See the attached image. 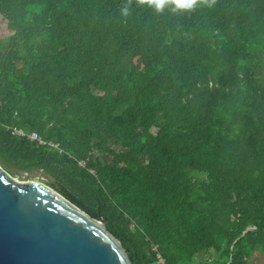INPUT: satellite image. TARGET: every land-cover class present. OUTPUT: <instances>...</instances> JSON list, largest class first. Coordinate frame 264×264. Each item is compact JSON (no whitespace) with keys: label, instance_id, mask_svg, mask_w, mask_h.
I'll return each instance as SVG.
<instances>
[{"label":"trees","instance_id":"trees-1","mask_svg":"<svg viewBox=\"0 0 264 264\" xmlns=\"http://www.w3.org/2000/svg\"><path fill=\"white\" fill-rule=\"evenodd\" d=\"M125 4L0 0V164L51 176L132 264L264 259V0Z\"/></svg>","mask_w":264,"mask_h":264},{"label":"water","instance_id":"water-1","mask_svg":"<svg viewBox=\"0 0 264 264\" xmlns=\"http://www.w3.org/2000/svg\"><path fill=\"white\" fill-rule=\"evenodd\" d=\"M0 264H132L107 230L49 187L0 166Z\"/></svg>","mask_w":264,"mask_h":264},{"label":"clouds","instance_id":"clouds-1","mask_svg":"<svg viewBox=\"0 0 264 264\" xmlns=\"http://www.w3.org/2000/svg\"><path fill=\"white\" fill-rule=\"evenodd\" d=\"M133 3L139 7L147 6L158 14H162L166 9L172 14H177L191 12L198 7L211 8L216 4V0H126L121 9L122 16L129 15V8Z\"/></svg>","mask_w":264,"mask_h":264},{"label":"rangeland","instance_id":"rangeland-1","mask_svg":"<svg viewBox=\"0 0 264 264\" xmlns=\"http://www.w3.org/2000/svg\"><path fill=\"white\" fill-rule=\"evenodd\" d=\"M11 36V33L7 29V22L0 16V40L4 38H8ZM0 166L6 171L8 175L15 178L19 183H28V181H38L50 189L54 190L56 193L59 194L60 187L55 183V180L41 171H33L30 173H23L14 168H8L2 164ZM208 261L206 256H200V258L195 262V264H201ZM212 262V260H211ZM249 264H264V259L260 255H255L254 259L249 262Z\"/></svg>","mask_w":264,"mask_h":264},{"label":"built area","instance_id":"built-area-1","mask_svg":"<svg viewBox=\"0 0 264 264\" xmlns=\"http://www.w3.org/2000/svg\"><path fill=\"white\" fill-rule=\"evenodd\" d=\"M11 130V134H13V136L18 137V138H24L27 139L31 142H35L37 143L39 146H47L50 147L54 150H59L60 152L61 149L59 148V144L55 143L53 141H46L41 135H39L37 132H27L24 129H8ZM79 166L85 168L87 167V162L85 160H81L79 161ZM90 172L92 174H94V171L90 170ZM153 251H155V248L153 249ZM156 258L159 260V264H164L163 260L160 259V257L157 255Z\"/></svg>","mask_w":264,"mask_h":264},{"label":"crops","instance_id":"crops-1","mask_svg":"<svg viewBox=\"0 0 264 264\" xmlns=\"http://www.w3.org/2000/svg\"><path fill=\"white\" fill-rule=\"evenodd\" d=\"M256 257H257V255H256Z\"/></svg>","mask_w":264,"mask_h":264}]
</instances>
